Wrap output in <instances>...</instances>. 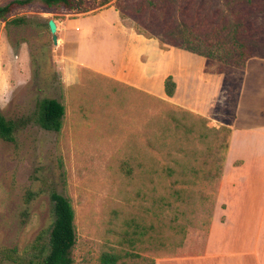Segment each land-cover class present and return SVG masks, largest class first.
<instances>
[{
  "label": "rangeland",
  "instance_id": "obj_1",
  "mask_svg": "<svg viewBox=\"0 0 264 264\" xmlns=\"http://www.w3.org/2000/svg\"><path fill=\"white\" fill-rule=\"evenodd\" d=\"M80 1L0 23V114L18 123L14 142L0 141V251L36 253L38 236L47 247L54 192L75 212L73 264H264V165L237 170L239 157L264 160V0ZM108 6L164 53L197 57L206 78L179 80L174 101L87 70L66 88L47 22ZM164 57L158 75L170 76ZM189 94L192 112L177 105ZM43 99L65 107L59 133L39 125Z\"/></svg>",
  "mask_w": 264,
  "mask_h": 264
},
{
  "label": "crops",
  "instance_id": "obj_2",
  "mask_svg": "<svg viewBox=\"0 0 264 264\" xmlns=\"http://www.w3.org/2000/svg\"><path fill=\"white\" fill-rule=\"evenodd\" d=\"M54 22L59 44L57 62L66 88L76 85L80 71L87 70L164 99L163 81L168 75H158V63L165 60V54L168 61H171L169 67L173 70L169 75L176 83V91L171 101L177 96L179 80L192 83L193 80L201 82L206 78L201 69L203 63L197 57L177 49L164 53L156 40L143 36L133 26L125 24L114 6H108L93 14L70 12L61 15L60 20ZM191 97L189 94L187 103H181L183 106L177 105L188 109L195 102L196 96L193 99ZM258 114L262 116L261 113ZM229 155L230 152L227 163ZM238 159L241 160L237 168L238 174L243 176H248L264 165V160L248 161L243 157Z\"/></svg>",
  "mask_w": 264,
  "mask_h": 264
},
{
  "label": "trees",
  "instance_id": "obj_3",
  "mask_svg": "<svg viewBox=\"0 0 264 264\" xmlns=\"http://www.w3.org/2000/svg\"><path fill=\"white\" fill-rule=\"evenodd\" d=\"M80 0H12L5 5H0V23L5 28L11 26H22L28 23L26 17L10 18L11 14L20 9H39L44 13L59 15L64 11H75ZM101 6L107 5L111 0H101ZM118 10L117 7H115ZM119 11V10H118ZM122 17V16H121ZM48 23V22H47ZM48 27V24H46ZM240 22L234 25L231 34L232 45L236 49L238 58L249 59L245 52L244 43L238 40V28ZM49 30V29H48ZM165 98L172 99L176 91V83L172 76H167L163 81ZM40 117L39 125L46 131L59 133L63 126L65 107L55 99H43L39 103ZM18 123L7 120L0 114V141L12 143L15 140V132ZM53 202L54 222L49 232L47 247L41 244V237L38 236L33 242L32 249L36 253H30L19 248L5 249L0 251V263L11 264H73L72 249L76 244V228L74 225L75 212L70 201L62 195L51 193ZM121 258L113 254H104L100 259L101 264H117Z\"/></svg>",
  "mask_w": 264,
  "mask_h": 264
},
{
  "label": "water",
  "instance_id": "obj_4",
  "mask_svg": "<svg viewBox=\"0 0 264 264\" xmlns=\"http://www.w3.org/2000/svg\"><path fill=\"white\" fill-rule=\"evenodd\" d=\"M47 24H48L49 32L52 35L53 44L56 46L58 43L57 42V35H56V31H57L56 24H55L54 20H49Z\"/></svg>",
  "mask_w": 264,
  "mask_h": 264
}]
</instances>
